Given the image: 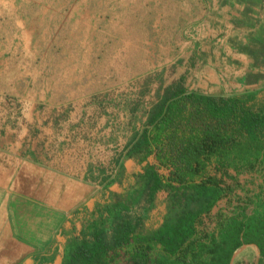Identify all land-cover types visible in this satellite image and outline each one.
<instances>
[{"label": "crops", "instance_id": "1", "mask_svg": "<svg viewBox=\"0 0 264 264\" xmlns=\"http://www.w3.org/2000/svg\"><path fill=\"white\" fill-rule=\"evenodd\" d=\"M136 1L139 11H151L143 15L179 19L184 38L181 74L189 73V91L231 96L264 89V0ZM133 11L139 14L137 8ZM118 15L127 11L121 9ZM9 23L0 30V264H64L76 243L94 239L105 219V229L112 232L117 215L105 206L118 198L117 189L126 194L138 182L143 164L128 150L148 117L132 122L122 146L110 138L96 143L82 127H94L91 114L101 113L97 129L110 137L117 126L112 109L129 116L136 109L130 113L122 105L109 107L108 89L104 84L96 88L93 76L88 83L84 78L74 82L63 68L71 60L56 58L60 68L52 77L44 69L32 73L39 65L30 56L35 47L32 31L22 29V38L16 40ZM110 30V25L87 24L64 32L60 40L76 48L82 42L93 46L108 40ZM171 43L173 47V38ZM154 97L149 109L159 101L157 93ZM94 146L103 154L94 157ZM124 170L128 179L119 183ZM240 249L243 257L251 253L259 260L257 245Z\"/></svg>", "mask_w": 264, "mask_h": 264}, {"label": "trees", "instance_id": "2", "mask_svg": "<svg viewBox=\"0 0 264 264\" xmlns=\"http://www.w3.org/2000/svg\"><path fill=\"white\" fill-rule=\"evenodd\" d=\"M188 74L162 84L128 150L143 164L147 193H166L162 222L148 227L145 216L123 212L64 264H231L250 244L259 260L233 264H264V89L189 91Z\"/></svg>", "mask_w": 264, "mask_h": 264}, {"label": "rangeland", "instance_id": "3", "mask_svg": "<svg viewBox=\"0 0 264 264\" xmlns=\"http://www.w3.org/2000/svg\"><path fill=\"white\" fill-rule=\"evenodd\" d=\"M139 3L136 0H0V30L6 28L8 22H11L9 25L13 23L16 40L22 38V29L27 27L32 31L35 47H32L30 56L32 62L36 60L39 63L36 70L35 66L32 67V73L44 69L52 77L60 68L55 65L56 58L71 60L73 64L63 65V68L64 73L70 74L74 82L78 78H84L88 83L94 77L96 88H102L104 84L108 89L110 99L107 100L112 105L109 107L122 105L130 113L133 108L136 109L137 112H132L129 116L115 114L114 109L110 108V117L117 124L110 137L106 130L97 129L96 122L102 117L101 113L91 114L90 120L95 119L96 128L91 124L82 127L91 132L96 143L110 138L116 147L122 146L128 133L132 131V122H138L140 118L145 120L146 112L162 84L179 78L183 70L184 38L179 19L143 15L148 11H139ZM148 6L149 2L146 7ZM135 8L139 14L133 11ZM121 9L127 11V15L119 16ZM115 10L117 15H105L106 12ZM173 20L174 26L167 25L168 21ZM87 24L110 25L112 31L110 30L109 39L96 41L93 46L82 42L77 48L74 43L61 44L60 37L64 32H70L74 27L85 28ZM194 51L196 50L193 49ZM77 62L78 64H74ZM90 62L94 63L91 65ZM184 73L188 74V71ZM113 149L112 147V152ZM93 154L94 157L103 154L102 149L94 146ZM127 175L126 170L122 171L117 177L118 182L128 179ZM137 179L138 182L133 183L126 194L122 189L114 188L118 200L106 205L105 211L111 214L114 212L116 217L122 212L130 213L138 219L145 216L147 226L156 227L167 210L166 193L160 192L152 198L147 193L146 178L140 175ZM106 221L109 219H105L104 224L101 223L98 228L105 229ZM242 252L240 249L234 262L243 255ZM249 254L248 257L254 256ZM62 260L63 258L59 262Z\"/></svg>", "mask_w": 264, "mask_h": 264}, {"label": "water", "instance_id": "4", "mask_svg": "<svg viewBox=\"0 0 264 264\" xmlns=\"http://www.w3.org/2000/svg\"><path fill=\"white\" fill-rule=\"evenodd\" d=\"M243 246H244V245H243ZM240 248H241V247H240ZM240 248L237 249V250L235 251L234 256H233V260H232V263H231V264L234 263V259H235L236 255H237V253L239 252Z\"/></svg>", "mask_w": 264, "mask_h": 264}]
</instances>
